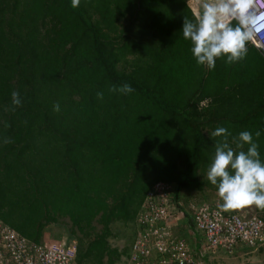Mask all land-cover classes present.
Returning a JSON list of instances; mask_svg holds the SVG:
<instances>
[{"label": "trees", "instance_id": "trees-1", "mask_svg": "<svg viewBox=\"0 0 264 264\" xmlns=\"http://www.w3.org/2000/svg\"><path fill=\"white\" fill-rule=\"evenodd\" d=\"M187 1L0 0V222L33 243L62 225L76 264H126L137 229L129 246L109 239L136 228L157 183L177 210L216 204L211 131L227 128L235 148L260 130L264 160V57L248 43L239 62L199 66L181 30L200 8ZM125 83L135 91L108 90ZM13 90L22 106L5 111Z\"/></svg>", "mask_w": 264, "mask_h": 264}, {"label": "built area", "instance_id": "built-area-1", "mask_svg": "<svg viewBox=\"0 0 264 264\" xmlns=\"http://www.w3.org/2000/svg\"><path fill=\"white\" fill-rule=\"evenodd\" d=\"M261 6L264 0H257V9L264 10ZM249 44L264 57V32ZM170 196L166 183H157L148 193L136 218L138 229L126 264H209L219 253L264 249V220L257 213L223 212L206 201L191 204L185 212L170 205ZM189 221L198 255L186 236L175 233L178 222ZM75 257V241L66 248L47 239L33 243L0 222V264H76Z\"/></svg>", "mask_w": 264, "mask_h": 264}, {"label": "clouds", "instance_id": "clouds-1", "mask_svg": "<svg viewBox=\"0 0 264 264\" xmlns=\"http://www.w3.org/2000/svg\"><path fill=\"white\" fill-rule=\"evenodd\" d=\"M81 0H71L72 8H78ZM257 0H201L200 12L193 18H183L182 35L190 41V51L199 66L213 70L218 58L227 57L232 64L246 58L248 43L255 42L258 34L264 32V10L257 9ZM264 9V6H261ZM234 22V23H233ZM112 93L128 95L135 91L130 84L110 85ZM103 99V92H97ZM22 106L20 93H11V107L5 111H15ZM53 110L60 111L59 104ZM261 131L255 132L256 140L250 131H241L233 137V148L229 143L231 133L225 127H217L209 133L215 140V152L208 166L206 178L216 187L222 200L218 205L221 211L229 212L248 205L264 209V160L259 152L258 138ZM11 138H4L9 144ZM248 145L247 150L244 146Z\"/></svg>", "mask_w": 264, "mask_h": 264}, {"label": "rangeland", "instance_id": "rangeland-1", "mask_svg": "<svg viewBox=\"0 0 264 264\" xmlns=\"http://www.w3.org/2000/svg\"><path fill=\"white\" fill-rule=\"evenodd\" d=\"M187 2L195 12L197 13L199 12L201 0H188ZM206 194H209V196L207 197L208 201H212V202L214 201L216 204H220V202L217 201V198H215L216 200L212 199L213 196L211 195L212 191H207ZM215 196L217 197V195ZM135 229L137 228H135L133 224L131 225V228H126V229L122 226H118L119 237L110 238L109 239L110 244L118 248L129 246L131 243V239L133 238ZM49 230L54 234V237L61 238L67 236V232H66L67 229L65 228V226L58 224L52 225L49 227ZM186 234L187 233H185L184 235ZM248 251H250V249H248ZM259 253L260 252H254L253 254H249L248 256H244L243 254H241L243 259L240 256L238 257L236 256V258H232V257L225 258V255L224 256L221 255L220 257H218V259L216 258L214 262H217L216 264H263L264 262L263 256H259ZM251 261H253V263H251Z\"/></svg>", "mask_w": 264, "mask_h": 264}, {"label": "crops", "instance_id": "crops-1", "mask_svg": "<svg viewBox=\"0 0 264 264\" xmlns=\"http://www.w3.org/2000/svg\"><path fill=\"white\" fill-rule=\"evenodd\" d=\"M189 5V4H188ZM215 193H213L212 192V194L211 195H213L212 196V199H215V198H217V201L218 202H220V203H222V200L218 197V195H217V197L214 195ZM207 196H209V194L207 195ZM211 199V200H212ZM216 200V199H215ZM245 210H247V211H253V206L252 205H248V206H244V207H241V208H239V209H236V211H245ZM188 224L187 223H184V222H180V224H179V226H177V229H176V232L178 233V234H181V233H183V232H185V233H187V231H189V230H191L192 231V234H190V233H187L189 236H188V238H189V241H190V243L194 246V248H195V250L197 251V253H198V250H199V244H198V242H197V244H196V234L194 233V231H193V228H190V227H188L187 226ZM184 233V234H185ZM45 239H47V240H49V241H54V242H57V243H59L57 240H58V238H52L51 239V237H50V234H46V236L44 237V240ZM71 241V240H70ZM62 245V244H61ZM198 249V250H197ZM244 251H246V252H243V253H239L238 252V254L239 255H237V257L238 256H240V257H242L241 256V254H243L244 256H248L249 254H253L254 252H256V251H253V250H250V251H248V249H246V250H244ZM259 252V251H258ZM255 255V254H254ZM259 256H263V259H264V253H259ZM220 257V256H219ZM225 258H228V257H226L225 256ZM230 258V257H229ZM232 258H236V256H234V257H232ZM217 259H218V257H217ZM224 259V258H223ZM242 259H243V257H242ZM215 261V259L213 260H211V261H209V262H211V264H216L217 262H214ZM251 263H253V261H251Z\"/></svg>", "mask_w": 264, "mask_h": 264}, {"label": "bare ground", "instance_id": "bare-ground-1", "mask_svg": "<svg viewBox=\"0 0 264 264\" xmlns=\"http://www.w3.org/2000/svg\"><path fill=\"white\" fill-rule=\"evenodd\" d=\"M159 183H164V182H159ZM169 187H170V189H171V191H172V188H171V186L169 185ZM172 194V193H171ZM170 198H171V196H170ZM170 198H169V200H170ZM141 209V208H140ZM247 210H245V211H241V212H246ZM140 212V211H139ZM230 212H235L234 210H232V211H230ZM247 212H250V213H256V212H254V211H247ZM259 215V214H258ZM260 216V215H259ZM261 217V216H260ZM189 222H187V224H188ZM179 224H180V222H178V224L174 227V229H175V233L176 234H178L177 232H176V229H177V226H179ZM136 228L138 229V226H137V224H136ZM185 233V232H184ZM184 233L183 234H178V235H184ZM184 236H186V238L189 240V238H188V234H186V235H184ZM190 242V241H189ZM191 244V243H190ZM196 244H197V240H196ZM132 246V245H131ZM191 246H192V248L194 249V252H195V255H198V253H197V251L195 250V248H194V246L191 244ZM131 249V248H130ZM246 249H250V250H253V251H256V252H261V253H264V249L263 248H257V249H252V248H243L242 250H239V251H237V252H235L233 255L232 254H230V256L228 255H226L225 253H219V255L218 256H215L216 258L217 257H219V256H221V255H225L226 257H234V256H237V255H239L238 254V252L239 253H243V252H246V251H244V250H246ZM129 257V256H128ZM128 259V258H127ZM127 262V261H126ZM209 264H211V262H209Z\"/></svg>", "mask_w": 264, "mask_h": 264}]
</instances>
